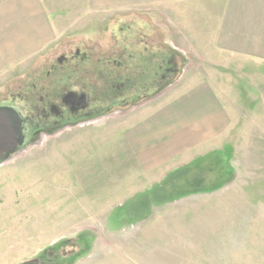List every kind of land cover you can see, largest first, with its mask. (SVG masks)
I'll use <instances>...</instances> for the list:
<instances>
[{
  "label": "rangeland",
  "instance_id": "374dc122",
  "mask_svg": "<svg viewBox=\"0 0 264 264\" xmlns=\"http://www.w3.org/2000/svg\"><path fill=\"white\" fill-rule=\"evenodd\" d=\"M47 1L59 25L55 39L0 64V106L28 108L22 98L38 103L61 85L77 89L81 55L91 58L83 60L86 69L98 59L132 55L120 67L106 63L126 66L115 80L129 89L126 100L110 103L108 74L91 91L105 107L95 118L37 131L0 162V264H207V202L241 197L235 184L250 187L252 173L215 192L234 173L226 156L139 175L124 117L140 105L166 102L184 83L206 81L229 111L236 147L242 125L252 131L264 123V61L219 46L212 1L207 9L181 8L183 16L156 6Z\"/></svg>",
  "mask_w": 264,
  "mask_h": 264
},
{
  "label": "crops",
  "instance_id": "0c3cea01",
  "mask_svg": "<svg viewBox=\"0 0 264 264\" xmlns=\"http://www.w3.org/2000/svg\"><path fill=\"white\" fill-rule=\"evenodd\" d=\"M88 1L96 9L156 6L178 16H183L181 8L198 4L207 9V1H212L218 7L214 14L219 46L264 61V0ZM51 6L47 0L0 1V64L53 42L58 23L51 18L55 13L48 11ZM124 123V140L139 175L226 156L224 165L234 173L211 190L215 192L234 186L245 172L252 173L250 187L235 184L241 197L207 202V264H264V123L251 126L259 127L252 131L242 125L233 147L229 111L206 81L184 83L166 102L130 110Z\"/></svg>",
  "mask_w": 264,
  "mask_h": 264
},
{
  "label": "flooded vegetation",
  "instance_id": "af4514ba",
  "mask_svg": "<svg viewBox=\"0 0 264 264\" xmlns=\"http://www.w3.org/2000/svg\"><path fill=\"white\" fill-rule=\"evenodd\" d=\"M76 54H79L78 51H76ZM131 56L132 55H128L125 58L123 55H118L116 56V59L112 58L111 61L108 59L106 61L98 59L94 62L92 61L90 67L86 69L84 65L86 62L89 63L91 58L86 55H81L80 65L77 68L79 73H76V76L79 75L77 76L78 78L76 77L77 83L79 84L77 89H67V85H61L58 88L59 92L57 94H54L55 91L47 92L45 94V98H40L38 103L32 101V98H22V100L24 99L28 108H22L20 105L16 106L13 104L12 107H14L17 112H19V115L22 119V133L24 136V141L37 131H49L60 125L66 126L79 121L95 118L99 111L103 110L105 107L104 104L101 103L104 101H98L96 97L92 96L91 91H94L95 87L100 83V80L103 82L106 77L108 78V74H110L109 78L111 81L109 89L106 90V97L104 96L105 99L112 103L117 99V97L127 94L126 90H128L129 87H127L126 81H116L115 78L120 75L122 70L126 69V66H123L120 69L119 64L127 63L126 59L130 58L131 60ZM85 58L87 59L85 60L86 62L83 61ZM99 62H102L104 65L102 70L98 66ZM106 63H114L119 67H117L118 69H111L110 66L107 67ZM165 63L170 64V60H165ZM170 71H172L171 68L165 70V72ZM61 74L62 78L64 76L65 79L72 77V73L66 74V72H62ZM164 77L165 76L161 74L159 81L163 80ZM157 82L158 81H156V83ZM124 97L120 100H126V97Z\"/></svg>",
  "mask_w": 264,
  "mask_h": 264
},
{
  "label": "water",
  "instance_id": "95a60500",
  "mask_svg": "<svg viewBox=\"0 0 264 264\" xmlns=\"http://www.w3.org/2000/svg\"><path fill=\"white\" fill-rule=\"evenodd\" d=\"M24 142L22 119L13 107L0 106V162Z\"/></svg>",
  "mask_w": 264,
  "mask_h": 264
}]
</instances>
